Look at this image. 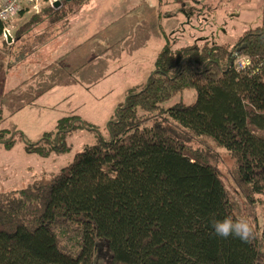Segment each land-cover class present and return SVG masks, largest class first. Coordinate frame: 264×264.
I'll return each mask as SVG.
<instances>
[{
	"label": "trees",
	"instance_id": "trees-1",
	"mask_svg": "<svg viewBox=\"0 0 264 264\" xmlns=\"http://www.w3.org/2000/svg\"><path fill=\"white\" fill-rule=\"evenodd\" d=\"M59 1L42 19L33 14L12 42L67 23L91 0ZM7 26L0 20V49L10 40ZM238 57L250 66L238 68ZM186 92L192 103L166 106ZM79 129L96 132V143L49 186L0 194V264H96L100 242L107 264H264V26L235 45L166 43L155 71L128 90L108 124L110 140L68 116L54 140L46 135L25 152L65 154L68 136ZM15 138L0 129L6 149ZM223 150L231 162L226 175ZM224 176L255 226L250 243L214 234L213 220L238 216Z\"/></svg>",
	"mask_w": 264,
	"mask_h": 264
},
{
	"label": "rangeland",
	"instance_id": "rangeland-1",
	"mask_svg": "<svg viewBox=\"0 0 264 264\" xmlns=\"http://www.w3.org/2000/svg\"><path fill=\"white\" fill-rule=\"evenodd\" d=\"M151 1L155 7L148 0H115L118 13L103 15V19L117 18L119 22L104 28L103 35L107 40H100L105 42L102 43L105 53L101 57L88 59L89 63L84 67L89 68V72L73 75L74 85L77 86V89H73L74 95L62 89L45 92L41 96L46 95L45 99L37 100L36 106L28 104L18 114L9 112L10 106L3 107V125H0V129L7 128L16 138L11 150L0 143V194L49 186L53 178L73 162L77 153L96 143V132L79 129L68 136L67 143L71 150L65 154L53 153L49 157H41L25 152L27 144L38 142L46 135L54 140L57 124L64 117L78 116L92 129L98 130V136L110 140L108 124L115 118L117 109L125 103L128 90L144 85L155 71V62L166 43L173 49L203 46L206 43L235 45L245 32L264 26V0ZM88 5L96 11L92 3ZM95 5L99 10L109 6L100 0ZM25 13L27 15L17 16L10 22L15 26L13 35L27 17L36 14L32 8ZM37 16L40 19L44 17ZM76 37L80 39V35L76 34ZM24 40L8 43L0 49V82L8 81L6 68L9 64H16L20 54L28 50ZM100 40L96 38L93 42L95 44ZM88 46V40L84 41L81 50H87L85 47ZM37 57L38 54L35 59ZM123 61L125 65L131 63L130 66L123 68ZM129 75H132L133 84ZM49 87L47 84L45 89ZM39 92H42L41 89L36 91L37 94ZM2 101L6 102L5 99ZM181 101L192 103L194 97L191 98V94L186 92L166 106ZM15 128H19L18 132H15ZM220 152L225 162L221 165L222 172L226 175V166L231 162L224 150ZM223 179L237 203L238 216L243 215L241 199L226 176ZM261 223L264 225V217ZM108 254L106 243L100 242L96 264H107L110 258Z\"/></svg>",
	"mask_w": 264,
	"mask_h": 264
},
{
	"label": "crops",
	"instance_id": "crops-1",
	"mask_svg": "<svg viewBox=\"0 0 264 264\" xmlns=\"http://www.w3.org/2000/svg\"><path fill=\"white\" fill-rule=\"evenodd\" d=\"M6 1L7 0H0V7H2ZM101 1L107 2L109 6H104L103 9L101 8L99 10L95 5L99 0H91L90 3L93 4L96 11L91 9L88 3L79 5L76 7L75 12L69 16L67 23H60L52 28L37 29L34 34L30 33L24 38L25 40L23 39V43L26 44L25 47L28 46V50L20 54L16 64H9L6 68L9 74L8 81L6 83L0 82L1 126L3 125V120L1 118L3 107L10 106L11 109L8 111H13L18 114L21 113L28 104L36 106L37 100L45 99L46 95L41 97L45 92L50 93L54 90L62 89L65 93L69 92L71 95H74L72 92L73 89H77V86L74 85L75 81L73 75L89 72V68L84 67L89 63L88 59L92 56L101 57L105 53L102 45V43L105 42L100 40H107L103 35L104 28L106 25L109 26L112 23L118 24L119 22L117 18L103 19V15H107L111 12L115 14L118 13L119 7L114 4L115 0H100V2ZM148 1L151 2L152 7H155L152 5L153 2L151 0ZM23 15L27 14L23 13ZM18 16H21V14ZM13 19H15V17ZM13 19H11V21ZM28 19L29 17H27L22 24L28 21ZM8 26L13 36L15 26L13 23H9ZM43 33L47 34V36L40 39V35ZM76 34L80 35L79 40ZM96 38H99L100 41L94 44L93 41ZM28 40L29 44L27 43ZM86 40H88L89 46L85 47L87 50L82 51L81 49L84 48V41ZM8 43L13 44L18 42H12V40H10ZM37 54L38 57L35 59ZM130 64L131 63L125 65L124 61L121 62L123 68L129 67ZM108 68H110V66ZM30 75H32L31 80ZM128 78L133 84L132 75H129ZM84 81L88 80L84 79ZM47 84L50 85V87L45 89ZM40 89L42 92L37 94L36 91H40ZM31 91H33L32 94ZM15 92L18 93L16 94ZM4 99L6 102L2 101ZM2 129L8 130L4 127ZM18 129L19 128H15V132H18Z\"/></svg>",
	"mask_w": 264,
	"mask_h": 264
},
{
	"label": "built area",
	"instance_id": "built-area-1",
	"mask_svg": "<svg viewBox=\"0 0 264 264\" xmlns=\"http://www.w3.org/2000/svg\"><path fill=\"white\" fill-rule=\"evenodd\" d=\"M59 0H7L5 4L0 7V20L6 21L9 25L11 19L18 16L24 6L31 7L33 11L41 16H44L45 7H53ZM11 31L9 26L5 29L4 37L11 39ZM236 65L240 69H246L250 66V60L244 57H238Z\"/></svg>",
	"mask_w": 264,
	"mask_h": 264
},
{
	"label": "clouds",
	"instance_id": "clouds-1",
	"mask_svg": "<svg viewBox=\"0 0 264 264\" xmlns=\"http://www.w3.org/2000/svg\"><path fill=\"white\" fill-rule=\"evenodd\" d=\"M214 234L221 238H237L250 243L255 235V226L250 217L225 215L222 219L212 221Z\"/></svg>",
	"mask_w": 264,
	"mask_h": 264
},
{
	"label": "water",
	"instance_id": "water-1",
	"mask_svg": "<svg viewBox=\"0 0 264 264\" xmlns=\"http://www.w3.org/2000/svg\"><path fill=\"white\" fill-rule=\"evenodd\" d=\"M67 1H71V0H67ZM59 6H61V2L60 1H58V2H56L55 4H54V7L55 8H57V7H59ZM11 40V39H10ZM9 40V41H10Z\"/></svg>",
	"mask_w": 264,
	"mask_h": 264
},
{
	"label": "bare ground",
	"instance_id": "bare-ground-1",
	"mask_svg": "<svg viewBox=\"0 0 264 264\" xmlns=\"http://www.w3.org/2000/svg\"><path fill=\"white\" fill-rule=\"evenodd\" d=\"M54 7V6H53Z\"/></svg>",
	"mask_w": 264,
	"mask_h": 264
}]
</instances>
